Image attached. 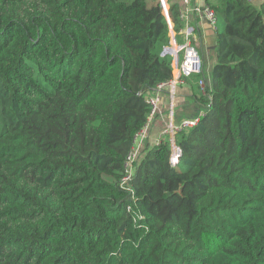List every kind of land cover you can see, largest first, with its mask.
I'll return each mask as SVG.
<instances>
[{
  "label": "trees",
  "instance_id": "1",
  "mask_svg": "<svg viewBox=\"0 0 264 264\" xmlns=\"http://www.w3.org/2000/svg\"><path fill=\"white\" fill-rule=\"evenodd\" d=\"M210 5L206 115L177 167L168 138L141 150L135 220L125 161L174 76L161 0H0V264H264V1Z\"/></svg>",
  "mask_w": 264,
  "mask_h": 264
},
{
  "label": "built area",
  "instance_id": "2",
  "mask_svg": "<svg viewBox=\"0 0 264 264\" xmlns=\"http://www.w3.org/2000/svg\"><path fill=\"white\" fill-rule=\"evenodd\" d=\"M248 1L252 2V0ZM165 2L166 0H161L162 4ZM183 3L185 7L183 9H180V19L184 25L179 29V31H175V34L178 36L180 35L182 40L178 41L175 36V45L172 46L173 37L170 36V42L165 47V53L169 54L173 61L175 71L174 76L171 80L160 83L157 86L156 91L152 92L147 97V101L151 105V112L148 121L143 129L136 135L133 147L128 153L124 165L125 170L124 176L121 181V187L128 192L129 196L127 208L128 211L134 215L135 220L143 218V215L138 209L135 189L132 186L131 182L135 176L136 162L140 156L141 150L145 147V143L148 138L149 127L152 120L158 115L162 116L165 119V114L161 105L162 91L166 87H168L170 95L172 96V100L170 102L169 112L166 117L164 127L161 131L160 136L156 138L154 142L156 144H160L164 138H168L171 145L169 161L172 167H177L180 164L183 153L182 146L177 142V133L184 129L195 127L206 115V111L202 109L197 115L185 118L180 122H176L174 114V95L176 86L178 84L184 83L187 78L203 73L202 56L196 44L194 43L195 33L193 31V28L189 24L190 13L196 12L205 16L209 21L211 27L216 31L219 30V16L216 10L211 5H196L193 4V0H183ZM165 16L169 23V26L172 27L169 14L166 13ZM199 85L201 87V92L204 94L207 93L205 78H201L199 80Z\"/></svg>",
  "mask_w": 264,
  "mask_h": 264
},
{
  "label": "crops",
  "instance_id": "3",
  "mask_svg": "<svg viewBox=\"0 0 264 264\" xmlns=\"http://www.w3.org/2000/svg\"><path fill=\"white\" fill-rule=\"evenodd\" d=\"M222 0H193V4L196 5H210L211 4H219ZM264 0H252V3L256 6H259ZM172 4H178L179 9H183L185 7L183 0H166L165 3L162 4L163 11L165 14H169V8ZM170 16V15H169ZM171 18V17H170ZM222 18L220 17L219 20ZM170 27V36L173 37L172 46L175 45L174 39L175 36L178 41L182 40L181 36L176 35L174 28V24L171 20ZM189 24L193 28L195 33L194 43L196 44L203 60L204 71L206 77L210 75V71L212 66L216 61V45H217V31L214 30L209 21L202 14H198L196 12L190 13L189 16ZM175 73V71H174ZM205 78V77H204ZM207 81V79L205 78ZM192 84L193 79L185 80L184 83L178 84L176 86L175 95H174V114L176 122H180L181 120L188 118L194 115V110L191 109V103L193 104L195 97L192 94ZM172 100V96L170 95V91L164 89L162 91V109L165 114V119L162 116H156L149 127L148 138L146 140L145 145L155 143V139L158 138L161 134V131L164 127L166 117L169 112L170 102ZM198 110V109H197ZM196 110V111H197Z\"/></svg>",
  "mask_w": 264,
  "mask_h": 264
},
{
  "label": "rangeland",
  "instance_id": "4",
  "mask_svg": "<svg viewBox=\"0 0 264 264\" xmlns=\"http://www.w3.org/2000/svg\"><path fill=\"white\" fill-rule=\"evenodd\" d=\"M224 25H225V20L224 19L219 20V30H222L224 28ZM194 104L195 103H193L192 107H191V109H193V110L196 108V105H194Z\"/></svg>",
  "mask_w": 264,
  "mask_h": 264
},
{
  "label": "water",
  "instance_id": "5",
  "mask_svg": "<svg viewBox=\"0 0 264 264\" xmlns=\"http://www.w3.org/2000/svg\"><path fill=\"white\" fill-rule=\"evenodd\" d=\"M164 15H165V11H163Z\"/></svg>",
  "mask_w": 264,
  "mask_h": 264
}]
</instances>
